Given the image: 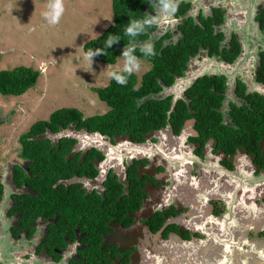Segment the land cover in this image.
Masks as SVG:
<instances>
[{"label": "flooded vegetation", "instance_id": "flooded-vegetation-1", "mask_svg": "<svg viewBox=\"0 0 264 264\" xmlns=\"http://www.w3.org/2000/svg\"><path fill=\"white\" fill-rule=\"evenodd\" d=\"M181 2L189 7L176 16L175 9ZM216 9L221 12V22L214 17ZM262 10L264 0H163L161 4L153 3L147 22L155 27L148 30V39L140 44L146 45L166 34L170 36L165 41L176 42L182 35L179 29L181 20L192 17L200 25L202 17L204 20L213 19L214 33L222 34L220 50L230 48L232 41L236 42L238 49L230 60L220 53L210 54L201 46L189 58L183 73L177 75L173 85L164 87L160 96L170 95L188 103L186 91L198 78L223 77L224 88L219 91L223 96L220 112L223 122L233 125L230 111L234 106L250 108L256 97L264 98V81L260 79V73L264 74V27L257 19ZM240 84L243 85L242 91ZM2 123L4 121H0ZM196 124L195 117H188L178 133L167 126L158 134L148 135L141 143L132 142L126 136L111 140L98 132L75 130L72 124L56 133H44L43 136L53 143L61 137L76 138L72 153L84 156L95 148L102 154V158L95 156L92 159L96 176L80 177L88 180L82 182L86 193L94 190L103 193L109 174L117 177L126 192L127 168L138 162L136 176L143 179L141 188L145 193L142 204L133 213L130 226L112 223V232L104 236V242L115 244L117 250L132 251L124 263L122 258L110 255L112 264H212L210 260L204 262L197 251L186 245L193 242L205 244L209 239L219 243L215 231H220L222 236L228 235L229 225L224 221L232 217L236 204L245 201L257 205L264 203V139L257 144L258 153L238 147L234 153L228 154L217 146L213 135L198 140L201 133ZM23 133L16 142L20 149L15 148L6 154L0 172V264H90L89 256L83 254L87 242L80 225L73 228L71 236L65 233L62 242L55 239L54 243L52 228L59 217L57 212L53 216L42 213L33 216L18 209L19 197L37 195L27 181L17 178L15 172L16 169L22 170L29 175L30 160L21 155L19 138ZM144 144L149 148L147 156L137 157L139 152L135 148L144 147ZM181 178L182 187L187 183L195 184L196 190L183 193L182 199H178L171 188ZM159 213L163 221L157 227ZM146 235L151 238L147 244L143 240ZM253 235L264 241V229L256 231L251 228V237ZM235 245L222 243L221 259L217 261L232 264L233 259L229 257L232 251L229 250ZM142 247L146 250L143 251ZM256 254V259L260 260L262 254ZM262 260L258 264H264Z\"/></svg>", "mask_w": 264, "mask_h": 264}, {"label": "trees", "instance_id": "trees-1", "mask_svg": "<svg viewBox=\"0 0 264 264\" xmlns=\"http://www.w3.org/2000/svg\"><path fill=\"white\" fill-rule=\"evenodd\" d=\"M163 0H112L113 23L100 35L90 39L83 45L84 53L88 50L102 48L103 53L92 59L107 64L116 62L118 56H123L120 49L131 42L148 39V30L154 25L147 22L148 11L153 3L161 4ZM189 4L182 3L175 9L178 16L186 11ZM217 22H221L220 10H215ZM261 27H264V10L258 15ZM216 20V19H214ZM139 22L143 30L136 37L125 35V29L132 23ZM201 24L192 17L184 18L179 24L182 33L176 42L165 41L170 34L150 42L154 55L145 56L143 46L131 47L136 58H142L151 63V68L142 74L138 80L135 72L127 76V83L120 85L110 78L105 87H95L94 91L100 100L104 101L109 110L103 114L84 116L75 107H61L54 110L47 120H39L20 138L21 155L29 159V175L22 170L17 171V178L28 182L36 192V196L19 197V210L26 215L59 217L53 229V241L60 242L63 235L71 236L73 228L81 226L85 232L87 247L84 255L89 256L90 264H112L114 258H122L127 262L131 249L117 250L113 243H105L104 236L113 230L112 223L128 227L133 222V213L141 206L145 193L142 190L143 179L136 176V163L127 168L128 189L123 190V184L115 175L109 174L104 182L103 193L95 190L86 193L82 182L65 183L73 177H95L97 169L93 157L102 158V154L92 148L84 156L72 153L76 138L61 137L53 143L44 137L46 131L56 133L72 124L75 130L85 129L88 132H98L113 140L116 136H126L132 142H144L155 130L170 126L178 133L184 120L195 117L196 128L203 141L210 135L215 136L217 146L232 154L238 147H244L248 152L258 153L257 144L264 139V98L256 97L252 108L233 107L230 111L233 125L223 122L220 106L223 96L219 92L224 88L223 77L204 76L198 78L186 91L188 103L182 98L176 99L160 96L164 87L173 85L177 75H181L187 67V61L199 48H207L210 54L220 53L227 59H233L238 49L236 42H231L230 48L219 49L221 33H214L211 25L213 19L200 18ZM109 38H118L107 48ZM124 74L122 71H115ZM264 81V74L260 73ZM39 71L27 66H16L12 69L0 70V94L21 95L33 87L38 79ZM241 91L243 85L240 84ZM239 91V92H241ZM190 109L192 111H190ZM72 153V154H71ZM19 172V173H18ZM2 185L0 184V197ZM160 213L158 217H160ZM161 217L157 227L162 224ZM62 242V241H61ZM61 246V245H60Z\"/></svg>", "mask_w": 264, "mask_h": 264}, {"label": "rangeland", "instance_id": "rangeland-1", "mask_svg": "<svg viewBox=\"0 0 264 264\" xmlns=\"http://www.w3.org/2000/svg\"><path fill=\"white\" fill-rule=\"evenodd\" d=\"M49 3L0 0V70L22 65L39 71L21 105L18 96L0 94V111L12 115L0 124V145L8 149L9 144L8 152L20 149L19 135L35 122L47 120L56 109L75 107L84 116L107 112L109 106L94 88L105 87L109 74L123 69V56L113 64L92 59L90 67L84 58L83 45L113 23L112 0H61L64 12L56 25L41 15ZM137 60L139 69L133 72L140 80L151 63Z\"/></svg>", "mask_w": 264, "mask_h": 264}, {"label": "crops", "instance_id": "crops-1", "mask_svg": "<svg viewBox=\"0 0 264 264\" xmlns=\"http://www.w3.org/2000/svg\"><path fill=\"white\" fill-rule=\"evenodd\" d=\"M28 92H30L29 89L21 95H13V96H18L15 99L22 101L19 102L21 105L23 103V98L27 96ZM11 116L12 115L5 116L0 111V121H4V123L6 120L5 118L7 117V120H9ZM146 144H149V142H147ZM126 146L129 147L127 144ZM147 147L148 146H145V144L144 147H139V146L136 147L135 150L141 153V154L138 153L136 156L141 158L146 157L149 152V148ZM7 148L8 149H5V147H1L0 145V172L2 171L1 167L4 165V158L10 148L9 144L7 145ZM182 185L183 183L181 178L180 180L175 181L173 187L171 188L172 191L175 192L176 197L178 199H182L183 193H188L189 191L194 193V191L196 190L195 184L187 183L185 185L186 187H182ZM187 197H190V195H188ZM258 206L259 208H261V210H258L256 212L251 211L252 209H254L253 207H258ZM228 225H229V231L227 232L228 235L226 236H222L220 231H215L219 235V243L214 241L213 239H209L205 244L199 243L197 245L193 242V243H188L186 246H189V248L191 249L193 248L195 251H197L199 253V256L201 258L203 257L204 262H208L210 260L212 264H217V263L222 264L219 263V261H217L222 255V243L229 246L234 245V243L237 244L233 246L234 249L229 250L232 251V254L229 256L230 258L233 259L232 264H258V261H261V259L259 257L258 258L260 260L256 259L257 258L256 253H261L262 259L264 260L263 239L257 237L256 235H253L251 237V228H254L256 231L260 229H264V203L257 205L253 201H245V203L239 202L234 206L233 215L231 218L228 219ZM143 240L146 244L151 242V238L149 235L143 237ZM142 248L143 251L146 250L145 247ZM205 257L208 259H206ZM263 260L262 263H264Z\"/></svg>", "mask_w": 264, "mask_h": 264}, {"label": "clouds", "instance_id": "clouds-1", "mask_svg": "<svg viewBox=\"0 0 264 264\" xmlns=\"http://www.w3.org/2000/svg\"><path fill=\"white\" fill-rule=\"evenodd\" d=\"M64 8L61 0H50V3L47 5L46 10H44L41 15L50 25H56L59 23L61 16L63 15ZM143 30L142 25L139 22H132L126 29L125 35L130 37H136L139 32ZM119 41L118 38H109L106 41L107 48L111 47L115 42ZM133 49L128 48L127 50H123V59L124 65L122 72L124 74H117L115 72L110 73V77L115 80L116 83L120 85H124L127 83V76L125 74L130 75L133 71L139 69V62L137 58L133 55ZM142 52L145 56L154 55V48L151 44H146ZM103 53L102 48H96L88 50L85 53L84 58L89 61V67L92 63V58L99 54Z\"/></svg>", "mask_w": 264, "mask_h": 264}, {"label": "water", "instance_id": "water-1", "mask_svg": "<svg viewBox=\"0 0 264 264\" xmlns=\"http://www.w3.org/2000/svg\"><path fill=\"white\" fill-rule=\"evenodd\" d=\"M144 44H140V42H131L129 45L125 46V47H122L120 49L122 50H127L128 48H131V47H134V46H143ZM175 103V99L173 98V102H172V106L174 105ZM160 130H157V131H154L152 134H158ZM170 131H171V128H170ZM88 180L85 179V178H80V177H74V178H71L67 181H65V183L69 184V183H73V182H87ZM254 209H252V211L256 212L258 210H261V208L258 207H253ZM226 224H228V220L227 221H224Z\"/></svg>", "mask_w": 264, "mask_h": 264}]
</instances>
